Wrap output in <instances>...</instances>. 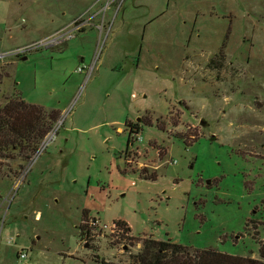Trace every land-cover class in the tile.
<instances>
[{
    "label": "rangeland",
    "instance_id": "obj_1",
    "mask_svg": "<svg viewBox=\"0 0 264 264\" xmlns=\"http://www.w3.org/2000/svg\"><path fill=\"white\" fill-rule=\"evenodd\" d=\"M0 54V103L58 112L39 153H1L0 264L131 262L144 238L258 257L264 0H0Z\"/></svg>",
    "mask_w": 264,
    "mask_h": 264
},
{
    "label": "trees",
    "instance_id": "obj_2",
    "mask_svg": "<svg viewBox=\"0 0 264 264\" xmlns=\"http://www.w3.org/2000/svg\"><path fill=\"white\" fill-rule=\"evenodd\" d=\"M3 75L6 72L2 74L0 70V83ZM5 99L6 102L0 103V157L5 155L1 154L5 149L10 148L22 150V156L28 158L57 119L58 112L26 102L18 93ZM126 124L129 126V121ZM85 218L87 211L83 210L79 224L81 237H87L91 232ZM132 257L131 262L114 264H264V241L258 246V257H251L211 248L193 249L170 239L144 238L140 249Z\"/></svg>",
    "mask_w": 264,
    "mask_h": 264
},
{
    "label": "built area",
    "instance_id": "obj_3",
    "mask_svg": "<svg viewBox=\"0 0 264 264\" xmlns=\"http://www.w3.org/2000/svg\"><path fill=\"white\" fill-rule=\"evenodd\" d=\"M66 27H64L62 30L58 31L57 33H55L53 36H49V37H45L43 39H41L39 41V45H46V46H54L56 44H60L62 42H64V40L70 38L72 36L71 32L65 31ZM67 32V33H66ZM28 46H26L25 48H23V50L27 49ZM21 50V49H20ZM3 54H0V57ZM84 66H78L76 68L77 71H81L82 68ZM93 69V65H89L88 66V73ZM86 77H88V74L86 75ZM54 137V130L50 129L46 132V134L41 138V142L38 146V149H36L35 152L39 153ZM136 139H140V136L136 137ZM126 161H130V159L126 158ZM20 181V180H19ZM18 181V182H19ZM123 221V222H120ZM86 223L88 224L89 227H97L101 229V225L100 223L95 219V218H89ZM107 227L108 231L110 233L114 234L115 236H120V234L125 233V235H128L127 233L129 232V230H127V228H129V225L126 224L125 220H121V219H115L113 221L110 222V224H103L102 228ZM123 231V232H122ZM13 238H9L8 241H12ZM123 244V243H121ZM25 252L23 250L18 252L17 258L20 259H24L25 258Z\"/></svg>",
    "mask_w": 264,
    "mask_h": 264
},
{
    "label": "crops",
    "instance_id": "obj_4",
    "mask_svg": "<svg viewBox=\"0 0 264 264\" xmlns=\"http://www.w3.org/2000/svg\"><path fill=\"white\" fill-rule=\"evenodd\" d=\"M84 58L83 57H81V60H83ZM13 182V181H12ZM13 185H14V183H13ZM3 199V198H2ZM4 200V199H3Z\"/></svg>",
    "mask_w": 264,
    "mask_h": 264
},
{
    "label": "water",
    "instance_id": "obj_5",
    "mask_svg": "<svg viewBox=\"0 0 264 264\" xmlns=\"http://www.w3.org/2000/svg\"><path fill=\"white\" fill-rule=\"evenodd\" d=\"M202 121V120H201Z\"/></svg>",
    "mask_w": 264,
    "mask_h": 264
}]
</instances>
